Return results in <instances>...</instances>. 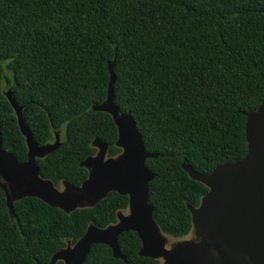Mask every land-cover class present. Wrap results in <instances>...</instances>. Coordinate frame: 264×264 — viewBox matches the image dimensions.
Listing matches in <instances>:
<instances>
[{"label":"trees","instance_id":"trees-1","mask_svg":"<svg viewBox=\"0 0 264 264\" xmlns=\"http://www.w3.org/2000/svg\"><path fill=\"white\" fill-rule=\"evenodd\" d=\"M111 69L115 106L157 156L146 161L154 219L165 236L184 239L194 228L189 206L200 208L209 188L183 165L209 176L247 156V115L264 103V0H0L3 148L28 161L8 90L39 147L62 134L61 146L37 160L40 178L81 187L96 141L108 157L122 154L114 119L94 111L107 101ZM128 207L116 192L70 215L26 198L12 216L0 187V264H51ZM118 247L126 260L98 244L84 264H161L140 255L135 232Z\"/></svg>","mask_w":264,"mask_h":264},{"label":"water","instance_id":"water-1","mask_svg":"<svg viewBox=\"0 0 264 264\" xmlns=\"http://www.w3.org/2000/svg\"><path fill=\"white\" fill-rule=\"evenodd\" d=\"M114 81L112 71L107 101L94 111L108 113L114 119L119 132L117 147L122 154L106 160L108 146L96 141L93 146H99L100 153L82 164L89 171L88 180L81 187L64 182L63 193L51 181L40 178L37 164L38 159L60 147L59 140L54 146L39 147L26 126L23 108L16 104L12 91L7 93L28 147V161L19 163L3 148L0 123V187L6 193L12 216L14 203L26 198L40 199L68 215L96 207L112 192L129 198L128 214L119 212L117 224L105 230L91 226L73 248L68 246L58 253L51 264H84L91 247L98 244L109 246L116 258L126 260L119 252L118 239L128 232L139 235L141 256L162 259L164 264H264V103L257 112L247 115L248 153L242 161L223 165L209 176L183 165L191 179L204 184L209 193L200 208L189 206L199 242L167 250L148 196L155 176L147 169L146 161L157 156L146 152L133 118L122 115L115 106Z\"/></svg>","mask_w":264,"mask_h":264},{"label":"rangeland","instance_id":"rangeland-1","mask_svg":"<svg viewBox=\"0 0 264 264\" xmlns=\"http://www.w3.org/2000/svg\"><path fill=\"white\" fill-rule=\"evenodd\" d=\"M6 93H8V90H6ZM58 140H59V146H61V144H62L61 143L62 134H56V141H55V143L53 142L51 144V146H54L57 143ZM95 149H96V156H97L100 153L101 149H100L99 146H96ZM108 159H110V157H108V155H107L106 160H108ZM56 189L58 190L59 193H63L66 188H65L64 184H62L58 188L56 187ZM123 213L125 215H127L128 214V211H124ZM164 239H165V243H166L165 244L166 245L165 246L166 249L167 250H174V249H176L178 247V245H180L182 243H187V242L197 243V242H199L200 237H199V235L197 233V230L194 228L193 231H192V233L188 237H186L184 239L177 240V239H174V238L169 237V236H165ZM68 246H71V248L74 247V246L71 245V243H68ZM159 261L161 262V264H164V261L162 259L159 260Z\"/></svg>","mask_w":264,"mask_h":264}]
</instances>
